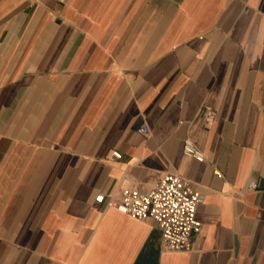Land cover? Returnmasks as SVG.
Masks as SVG:
<instances>
[{"label":"crops","instance_id":"0c3cea01","mask_svg":"<svg viewBox=\"0 0 264 264\" xmlns=\"http://www.w3.org/2000/svg\"><path fill=\"white\" fill-rule=\"evenodd\" d=\"M166 173L194 251L107 203ZM0 264H264V0H0Z\"/></svg>","mask_w":264,"mask_h":264},{"label":"built area","instance_id":"2783aa9c","mask_svg":"<svg viewBox=\"0 0 264 264\" xmlns=\"http://www.w3.org/2000/svg\"><path fill=\"white\" fill-rule=\"evenodd\" d=\"M217 112H206L205 124H213ZM140 134L150 135V127L143 123L137 129ZM183 152L199 161L206 155L191 138L184 142ZM122 153L114 151L109 161L121 159ZM221 176L220 172H217ZM257 181L250 180L247 190L257 188ZM105 195L97 196V202L105 201ZM205 200V194L196 191L190 180L174 173H166L150 189L124 188L119 194L107 198L109 206L117 208L134 219H153L162 229V250L164 252H189L196 249V236L202 232L203 222L198 217V207Z\"/></svg>","mask_w":264,"mask_h":264}]
</instances>
